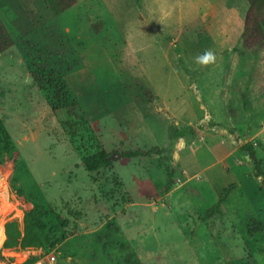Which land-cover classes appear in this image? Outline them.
Listing matches in <instances>:
<instances>
[{
    "label": "rangeland",
    "instance_id": "obj_1",
    "mask_svg": "<svg viewBox=\"0 0 264 264\" xmlns=\"http://www.w3.org/2000/svg\"><path fill=\"white\" fill-rule=\"evenodd\" d=\"M17 6L28 34L13 24ZM246 10V0H77L55 14L45 0H0L14 40L0 54V117L15 150L0 152V221L22 224L24 201L47 210L48 236L0 264L29 254L116 264L109 221L142 264H264V183L243 149L264 170V47L240 45ZM32 71L64 82L60 108L49 105L58 82L39 88ZM99 150L120 156L87 171L82 158Z\"/></svg>",
    "mask_w": 264,
    "mask_h": 264
},
{
    "label": "trees",
    "instance_id": "obj_2",
    "mask_svg": "<svg viewBox=\"0 0 264 264\" xmlns=\"http://www.w3.org/2000/svg\"><path fill=\"white\" fill-rule=\"evenodd\" d=\"M45 2L53 13L59 14L75 5L77 0H45ZM246 2L247 10L244 15L243 29L240 34V45L245 50L262 48L264 47V0H246ZM15 13L16 17L13 20V24L20 34L25 35L31 32L34 26L29 21L24 11L17 6ZM13 44L14 40L6 25L0 18V54L9 49ZM60 56L64 59V54H60ZM31 76L39 88L58 82V90L53 94L54 97L49 101V105L53 111L60 108L64 103L66 93L63 84L64 82H62L59 77H55L50 74L40 75L35 71H32ZM144 93L151 99V94L148 89H145ZM184 132H187V129L180 130L179 134H183ZM243 149L247 151L250 159L252 160V165L256 175L261 176V181L264 183V170L262 169L260 162L255 159L251 144H244ZM159 151L160 149L157 147L150 148L149 150L128 149L120 152V155L122 157L149 156L155 155ZM0 152L7 154L9 158H15V150L10 134L4 125V120L1 117ZM111 155L112 154H109L104 150H99L82 158V165L89 172L97 171L101 168L108 167L114 161ZM168 175L170 178V172ZM232 188L233 185H229L223 190L217 203L215 204V207L219 206L221 201ZM17 195H22V191H18ZM19 206L24 211L22 224H20L17 220H10L5 224L4 221H0V256L2 253L10 252L23 251L24 254V252L41 251L46 246V239L48 240V236L45 235L43 238L42 234L45 229L43 218L47 214V210L35 206L28 208L25 206L24 201H20ZM211 211L212 209L210 208L206 213L210 214ZM16 213L19 215L20 211L17 210ZM106 228L109 232L106 233L107 240H105L109 242L113 241L112 245L114 244L117 253L116 264H142L139 257L131 250L129 244L117 235L119 232L116 225L109 221L106 224ZM53 247L54 244L50 242L48 248L52 249ZM104 253L109 259L112 258L110 252L104 251ZM37 260L36 256L29 254L22 264H34Z\"/></svg>",
    "mask_w": 264,
    "mask_h": 264
},
{
    "label": "clouds",
    "instance_id": "obj_3",
    "mask_svg": "<svg viewBox=\"0 0 264 264\" xmlns=\"http://www.w3.org/2000/svg\"><path fill=\"white\" fill-rule=\"evenodd\" d=\"M210 58H211V54L210 53L206 54L205 56L200 57L201 60H208Z\"/></svg>",
    "mask_w": 264,
    "mask_h": 264
},
{
    "label": "built area",
    "instance_id": "obj_4",
    "mask_svg": "<svg viewBox=\"0 0 264 264\" xmlns=\"http://www.w3.org/2000/svg\"><path fill=\"white\" fill-rule=\"evenodd\" d=\"M48 260L52 263L55 260V256L54 255H50L48 257Z\"/></svg>",
    "mask_w": 264,
    "mask_h": 264
},
{
    "label": "water",
    "instance_id": "obj_5",
    "mask_svg": "<svg viewBox=\"0 0 264 264\" xmlns=\"http://www.w3.org/2000/svg\"><path fill=\"white\" fill-rule=\"evenodd\" d=\"M120 155L119 154H117V153H113L112 155H111V157L113 158V159H116V158H118Z\"/></svg>",
    "mask_w": 264,
    "mask_h": 264
},
{
    "label": "crops",
    "instance_id": "obj_6",
    "mask_svg": "<svg viewBox=\"0 0 264 264\" xmlns=\"http://www.w3.org/2000/svg\"><path fill=\"white\" fill-rule=\"evenodd\" d=\"M23 258V256H21Z\"/></svg>",
    "mask_w": 264,
    "mask_h": 264
}]
</instances>
